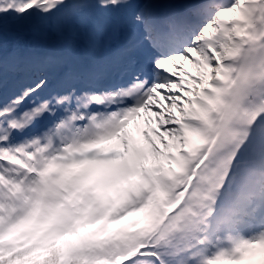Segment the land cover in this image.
<instances>
[{"label": "snow or ice", "instance_id": "6c2138e0", "mask_svg": "<svg viewBox=\"0 0 264 264\" xmlns=\"http://www.w3.org/2000/svg\"><path fill=\"white\" fill-rule=\"evenodd\" d=\"M0 264H264V0H0Z\"/></svg>", "mask_w": 264, "mask_h": 264}, {"label": "rangeland", "instance_id": "374dc122", "mask_svg": "<svg viewBox=\"0 0 264 264\" xmlns=\"http://www.w3.org/2000/svg\"><path fill=\"white\" fill-rule=\"evenodd\" d=\"M165 139H167V138H165ZM158 146H159V144H158Z\"/></svg>", "mask_w": 264, "mask_h": 264}]
</instances>
